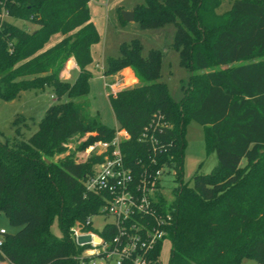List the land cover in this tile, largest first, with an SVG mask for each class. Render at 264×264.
<instances>
[{
    "label": "trees",
    "instance_id": "obj_1",
    "mask_svg": "<svg viewBox=\"0 0 264 264\" xmlns=\"http://www.w3.org/2000/svg\"><path fill=\"white\" fill-rule=\"evenodd\" d=\"M2 1L10 19L37 30L0 20V99L13 102L24 92L51 88L59 103L47 109L28 141L19 138V129L17 138L0 141V214L19 228L3 235L0 263L80 264L73 234L101 206L96 196L85 197L84 187L97 158H46L66 154L74 142L85 151L115 136L116 129L90 114L92 48L101 42L91 0ZM222 1L146 0L131 10L141 29L174 26L170 48L188 73L177 101L160 81L165 52L152 49L143 57L137 39L120 44L103 70L114 77L128 68L137 81L108 96L118 126L131 137V163L145 126L156 121L170 127L165 137L172 158L165 160L178 186L163 208L171 215L164 228L168 264H264V0H232L219 15ZM56 34L63 38L46 48ZM72 59L80 72L70 83L61 74ZM190 121L204 128L205 150L215 153L217 166L196 173L188 186L182 162ZM22 122L27 120L18 117L14 124ZM55 222L61 238L51 231Z\"/></svg>",
    "mask_w": 264,
    "mask_h": 264
},
{
    "label": "built area",
    "instance_id": "obj_2",
    "mask_svg": "<svg viewBox=\"0 0 264 264\" xmlns=\"http://www.w3.org/2000/svg\"><path fill=\"white\" fill-rule=\"evenodd\" d=\"M9 12L0 0V20H9ZM117 77V76H116ZM105 87L116 95L122 80ZM167 124L150 122L138 134L134 162L127 159L130 135L119 126L109 141H97L85 151V161L96 157L92 174L84 180L85 197L96 196L100 208L74 230V241L79 251L80 264H161L155 255L157 246L166 238L165 226L171 215L165 211L163 176L175 171L165 160H170L171 143L165 135ZM94 219L101 222L98 228ZM5 230L0 231V246ZM82 237L90 240L79 243Z\"/></svg>",
    "mask_w": 264,
    "mask_h": 264
},
{
    "label": "rangeland",
    "instance_id": "obj_3",
    "mask_svg": "<svg viewBox=\"0 0 264 264\" xmlns=\"http://www.w3.org/2000/svg\"><path fill=\"white\" fill-rule=\"evenodd\" d=\"M146 0H91L89 4L92 21L101 35V42L94 45L92 54L94 63L90 67L93 77L90 81V114L97 118L105 126L116 129L118 123L113 114L108 100L109 90L105 87V82L100 74H103V67L109 57L119 55V47L122 43H128L133 39L140 41L142 45V55L146 57L152 49L165 52V58L161 66V82L167 84L170 95L177 101L182 95L181 85H185L188 73L179 66L178 53L170 48L173 43L175 28L173 25H166L156 29H141L135 22H124L120 19L121 12L131 11L136 5L144 4ZM232 0H223L220 7L216 10L217 14L223 15L230 8ZM17 26L29 32H34L37 27L29 22L9 19ZM63 36L54 35L46 45L49 48L59 42ZM98 65V68L96 67ZM120 75V74H119ZM117 75L122 80L120 88H130L137 85L132 82L129 75ZM116 76L107 77V83H114ZM132 83V84H131ZM59 103L54 96L51 88L41 92H24L13 102H5L0 99V141L5 142L7 138L15 139L18 137L16 132L20 130V139L28 141L37 132L39 122L44 117L47 109ZM18 117H24L27 122L19 123L15 126L14 122ZM185 148L182 162V182L191 186L193 177L196 173H210L217 166L215 153L207 154L205 150L204 128L199 124L190 121L185 129ZM79 143H72L66 154L57 155L53 158H46L49 162H59L66 155L72 154L78 162L85 161L84 151L78 150ZM243 160L241 165H244ZM164 199L170 203L174 200L173 190L178 186L176 177L171 173L163 176ZM99 219H94V224L98 228L101 225ZM5 230L8 234L16 233L19 228L11 225L5 214H0V231ZM57 237H62V232L57 222L51 229ZM170 252V242L165 239L162 242L159 261L161 264H168ZM241 264H255L251 260H243Z\"/></svg>",
    "mask_w": 264,
    "mask_h": 264
},
{
    "label": "crops",
    "instance_id": "obj_4",
    "mask_svg": "<svg viewBox=\"0 0 264 264\" xmlns=\"http://www.w3.org/2000/svg\"><path fill=\"white\" fill-rule=\"evenodd\" d=\"M96 67L98 68V65ZM104 68L105 67H103V70H104ZM79 72H80V70H79V68H78V66L76 64V61L74 59H72L71 61H69L66 64L65 69H64V71L61 74V77H62L63 80L68 81L70 83H73L78 78ZM119 74L120 75L121 74L122 75H129L132 78V82H134V83L137 82L135 77H134V75H133V73H132V71L130 69H128V68L123 69L117 75H119ZM100 75L103 78L104 74H100ZM107 97H108V95H107ZM0 264H5V263H0Z\"/></svg>",
    "mask_w": 264,
    "mask_h": 264
},
{
    "label": "water",
    "instance_id": "obj_5",
    "mask_svg": "<svg viewBox=\"0 0 264 264\" xmlns=\"http://www.w3.org/2000/svg\"><path fill=\"white\" fill-rule=\"evenodd\" d=\"M121 16H122V20L124 22H132V21H134V15H133V12H131V11L121 12ZM89 240H90L89 237H82L78 241H79V243H84V242H87Z\"/></svg>",
    "mask_w": 264,
    "mask_h": 264
}]
</instances>
